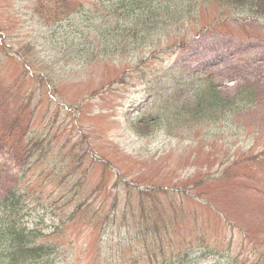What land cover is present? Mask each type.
Wrapping results in <instances>:
<instances>
[{
	"label": "rangeland",
	"instance_id": "rangeland-1",
	"mask_svg": "<svg viewBox=\"0 0 264 264\" xmlns=\"http://www.w3.org/2000/svg\"><path fill=\"white\" fill-rule=\"evenodd\" d=\"M56 1L0 0V200L20 184L50 264H172L157 244H182L188 264H253L264 254V23L192 0L183 23L106 56L119 1ZM208 79L225 100L246 86L257 101L170 123L168 94L192 99ZM158 116L149 135L135 131ZM139 226L159 234L144 240Z\"/></svg>",
	"mask_w": 264,
	"mask_h": 264
},
{
	"label": "trees",
	"instance_id": "trees-1",
	"mask_svg": "<svg viewBox=\"0 0 264 264\" xmlns=\"http://www.w3.org/2000/svg\"><path fill=\"white\" fill-rule=\"evenodd\" d=\"M118 1V5L116 4L112 10H109V13L113 15H111L110 19H115L114 36L112 33L106 36L102 34L101 36L109 40V43L102 47L104 48L102 55L115 56L121 53L126 54L134 44L142 46L145 40H149L150 34L155 29H158L159 26L165 27L167 23H174L175 25L183 23L182 21L186 16L194 12L193 7H195L192 0H164V2L160 1L156 5H153L151 0ZM205 1L217 4L218 8L225 11V18L231 15H244L248 19L252 18L264 23V0ZM182 2L184 4L180 6L179 3ZM56 3L61 4L62 7L63 5H67L64 0H58ZM136 9H138V13L135 12ZM51 16L56 17V15ZM161 16L165 20L161 21L162 23L160 24L154 23ZM117 22L126 25L119 26ZM120 31L123 32V36H127L129 39L126 45H121L122 41L120 42L118 38ZM206 85L207 89L205 91L194 94L192 99L187 97L186 101L184 98L180 100L177 96L173 99L174 94H168V100L163 109L165 111L164 114H171L172 118L178 117L175 121H169L170 123L176 122L187 125L182 119H179L182 117L181 113L183 115H190L194 123L213 120L219 112L228 111L236 115L253 107L257 101L254 90L246 86L238 87L237 93L231 99L225 100L210 87L209 83L206 82ZM133 124L138 134L147 136L152 127L156 126L158 122L155 120L150 122L141 120ZM21 191L23 190L20 184L17 183L10 194L0 200V211L3 214L2 219L0 218V264H50V256L54 253V246L47 244L46 241H42L46 238L43 231L28 227L23 216L25 203ZM167 253L168 255L164 254V259H168V263L173 260L172 264H188V258L183 256H188L186 252L181 254V252H173L169 248ZM179 256H181V261L178 259ZM233 264H245V262L239 263L238 260H235ZM253 264H264V254L258 255Z\"/></svg>",
	"mask_w": 264,
	"mask_h": 264
}]
</instances>
